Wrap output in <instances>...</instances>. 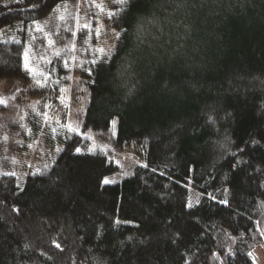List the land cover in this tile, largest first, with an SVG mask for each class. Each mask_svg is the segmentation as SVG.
<instances>
[{"label": "trees", "instance_id": "trees-1", "mask_svg": "<svg viewBox=\"0 0 264 264\" xmlns=\"http://www.w3.org/2000/svg\"><path fill=\"white\" fill-rule=\"evenodd\" d=\"M74 2L82 25L61 19L55 28L72 49L37 62L36 76L29 50L42 39L39 24ZM119 7L0 0V80L54 104L73 58L85 97L76 130L63 110L50 112L60 120L32 112L31 141L18 154L23 184L0 175V264H255L264 240V0H133L107 16ZM133 146L142 156L124 166L120 155ZM122 170L131 174L104 182Z\"/></svg>", "mask_w": 264, "mask_h": 264}, {"label": "rangeland", "instance_id": "rangeland-1", "mask_svg": "<svg viewBox=\"0 0 264 264\" xmlns=\"http://www.w3.org/2000/svg\"><path fill=\"white\" fill-rule=\"evenodd\" d=\"M83 13L81 3L74 2L62 7L55 19L39 24V35L42 39L36 45L31 46L29 50V54L31 55L29 64L32 66L31 72L33 74L40 76L42 73L41 66H36L37 62L42 63V67L47 66L53 56L61 55L64 51L72 49L71 43L65 33L59 36L55 28L59 26L61 19L66 20L67 23L64 26L66 28L70 27L71 22L69 23V20H76L75 24L77 26L82 25L80 21L82 20ZM83 22L86 23V21ZM103 46L104 44L101 43L100 48ZM67 66L69 69L67 73V89L60 97V101L54 104L50 100H43V97L29 98L27 94H24V88L19 80L14 81V83L8 80H0V98L6 101V104H0V175L17 174L20 178V183L23 184L25 177L22 176L21 158H19L21 155L18 154H20L19 152L22 147L28 145L31 141L34 124L29 121L32 118V112L38 113L41 108H45L48 112L46 113L47 119L52 117L60 120L59 116L63 110L62 112L66 115V123L69 129L76 130L75 127L80 125L81 119H79V115L85 99L84 88L80 86L82 82H80L79 76L75 75V69L78 68L76 61L72 58ZM52 109L61 110L60 114L55 111L51 113L53 115H50ZM35 148L36 146L32 144L30 149L34 152ZM59 150L60 145L54 144L51 147L53 155H57L56 152ZM135 154L142 156V152L133 146L127 149L126 152L121 153L120 162H123L124 166H128L137 159ZM24 158L27 159V157ZM130 174V171L122 170L105 178V180L112 181L111 183L121 182L122 179L128 177ZM252 256L255 264H264V240L263 243H260L254 249Z\"/></svg>", "mask_w": 264, "mask_h": 264}, {"label": "snow or ice", "instance_id": "snow-or-ice-1", "mask_svg": "<svg viewBox=\"0 0 264 264\" xmlns=\"http://www.w3.org/2000/svg\"><path fill=\"white\" fill-rule=\"evenodd\" d=\"M132 2H133V0H116V3H118L121 7H119L116 12L108 11L106 13L107 16L109 18H111L113 16L120 15V13L124 12L126 9H129L132 6ZM96 7L100 8L101 11L104 10L103 7L101 5H99V4H97ZM84 27L88 28V25H84ZM122 31H124V30L122 29ZM114 34H115L117 39L120 38V33H114ZM97 35H99V32H97ZM97 51H99L102 55L107 56V53H106L105 49L100 48V49H97ZM96 62H97L96 60L92 61L93 64H95ZM89 71H91V70H89ZM0 104H6V101L3 98H0ZM208 122L214 124L215 123L214 117L211 116V115H208L206 123H208ZM113 124H115V121H113ZM252 142L256 143V141H252ZM77 151H79V149H77ZM104 182L105 183H111L112 181L105 180ZM213 199H214V197H213ZM220 203L227 205L228 201L227 200H223V201H220ZM187 206L188 207H192L191 203H189ZM117 223H119V221H117ZM262 235H264V233H262ZM57 247H59V245H57Z\"/></svg>", "mask_w": 264, "mask_h": 264}]
</instances>
